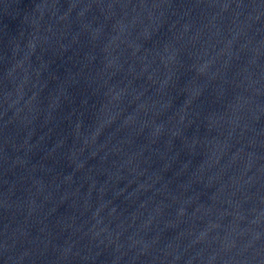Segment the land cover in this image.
Wrapping results in <instances>:
<instances>
[{
	"label": "water",
	"instance_id": "water-1",
	"mask_svg": "<svg viewBox=\"0 0 264 264\" xmlns=\"http://www.w3.org/2000/svg\"><path fill=\"white\" fill-rule=\"evenodd\" d=\"M0 264H264V0H0Z\"/></svg>",
	"mask_w": 264,
	"mask_h": 264
}]
</instances>
